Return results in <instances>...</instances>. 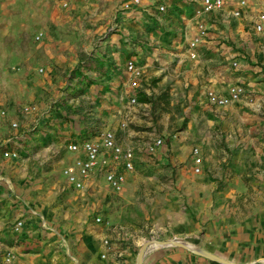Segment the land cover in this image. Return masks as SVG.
<instances>
[{"label":"crops","instance_id":"0c3cea01","mask_svg":"<svg viewBox=\"0 0 264 264\" xmlns=\"http://www.w3.org/2000/svg\"><path fill=\"white\" fill-rule=\"evenodd\" d=\"M126 2L131 4L128 9L123 8ZM236 2L228 0L223 10L203 15L209 34L193 50L190 43L198 33L194 14L200 0H141L139 4L116 0V5L125 11L118 17L124 28L119 29L121 34H113L101 43L98 51L103 62L101 70L79 73L88 74L94 84L85 85L80 93L77 90L84 88L82 83L72 84L75 93L68 99L72 106L68 121L63 118L64 114L51 111L37 122L33 127L37 130L32 132L25 126L27 115L21 120L22 127L9 138L0 136V235L17 254L12 264H139L142 244L150 238L142 235L143 230L137 223L111 221L104 210L89 221L93 207L87 209L88 213L80 214L71 208L78 197L89 199L88 194L93 196V191L102 193L104 189L121 193L126 190L134 181L132 174L139 165V155L136 152L135 169L126 173L121 191H115L104 176L96 173L83 189H75L67 182L63 170L81 153L70 152L66 142L72 136V142L96 140L108 129L115 130L117 136L118 131H126L122 124L137 122L139 108L150 105L139 100L140 94L150 98L157 91L148 83L149 79L160 76L165 86H171V93L187 102L186 116L189 117V127L179 134L185 139L184 143H179V136H171L165 148L175 161H181L188 159L192 146L199 147L203 165L189 184L188 194L194 191L189 197L197 210L195 216L177 213L178 220L173 224H163L156 229L163 234L165 243L170 241H166L170 237L167 235L172 232L188 235L190 239L195 234L197 237L193 241L183 238L185 248L169 243L152 244L144 252L141 264H221L193 253V246L235 264H264V205L250 210L256 197L237 191L240 182L237 179H231V192L228 189L227 197L215 192L218 184L215 173L230 183L223 175L245 167L246 158L242 154L236 157V150L249 147V139L257 135L252 128L264 120V28L256 29L258 16L264 13V0H250L241 17L232 14ZM161 3L166 5L163 12L158 9ZM136 38L143 42L145 52L140 45L131 43ZM192 51L196 52V57H192ZM128 53L133 55L128 58L135 57L144 72L135 105L131 104L135 92L126 69L128 58L122 59ZM234 61L238 62L236 66ZM83 63L84 67L89 65V62ZM233 85L242 86L241 100L225 106L210 103L208 90L227 95ZM37 101L39 113H45L48 105L41 99ZM26 105L29 104L23 107ZM10 120L19 124L16 117ZM149 142L143 143L146 152ZM6 149L18 151L20 156L5 157ZM38 150L44 155L40 157L42 162L61 153L65 156L57 162L54 160L53 168L48 170L32 163L31 157L27 158ZM190 160L195 167L194 159ZM57 164L63 178L60 183L48 178ZM220 169L225 170L217 171ZM32 186H38V192L43 193L30 190ZM45 189L52 192L48 194ZM229 199L231 213H226L224 202ZM261 199L264 204V197ZM59 200L66 201L67 210H62ZM96 216H102L105 222L97 223ZM19 220L24 222V227L16 234L8 224L13 222L14 225ZM78 229L85 232L83 247H79L81 252H76L73 245ZM107 239L108 245L104 242ZM0 264H8L2 251Z\"/></svg>","mask_w":264,"mask_h":264},{"label":"rangeland","instance_id":"374dc122","mask_svg":"<svg viewBox=\"0 0 264 264\" xmlns=\"http://www.w3.org/2000/svg\"><path fill=\"white\" fill-rule=\"evenodd\" d=\"M123 12L125 11L116 5V0H90L88 2L81 0H0L1 138H9L11 133L21 126V120L27 115L25 126L32 129V132L37 130L33 129L37 122L44 116H48L51 111L64 114L63 118L66 122L68 121V112L72 107L68 99H71V95L75 93L72 84L82 83L84 88H79L78 93L86 88L85 85L94 84L93 78H88V74H91L90 71H100L103 67L98 51H100L101 43L109 36L121 34L124 25L118 22V17L121 13L123 16ZM38 33H42L40 40L36 39ZM131 43L140 45L143 51H146L139 38ZM130 55L132 53L126 54V57L122 59L125 60ZM84 61L89 62V65L84 67ZM144 62L147 63V60L145 59ZM84 71L88 74L79 75ZM148 83L157 88V91L150 97L149 107L139 108V120L129 122L125 127L126 131H123L124 129L118 131L119 140L124 145L132 144L131 146L136 148L140 157L139 165L132 174L134 181L121 193L108 192L103 189L102 193H93V191L91 193L94 194L93 196L88 194L89 199L84 200L83 196H80L74 205L71 204V208L74 209V213L80 214L93 207L89 221H93L97 212L104 210L111 221H133L142 228L143 236L147 235L149 240L162 242L163 234L157 231L158 226L173 224L178 220L177 213L195 216L197 210L189 197L194 191L191 194H188V191L191 190L189 184L193 183L197 172L190 160L194 159L193 146L188 159L181 161H175L170 151L165 148L171 136H179L189 127V117L186 116L187 102L178 94L171 93V86H165L162 76L149 79ZM144 86L147 85L144 84ZM38 99L48 105L44 110L45 113H39L38 107L37 110L31 112L33 114L22 112L25 104L37 106ZM3 110H6L5 115L2 114ZM262 114L264 116V109ZM12 117L18 118L17 127L12 126L10 120ZM252 131H255L257 135L249 139V147L236 150V157L242 154L246 158L245 167L228 171L226 176L223 175L229 179L230 183L214 172L218 180L215 192L219 195L227 197L228 189L231 192V179H237L240 181L237 191L256 197L253 203L251 202L250 210H254L255 206L264 205L261 203L263 200L261 198L264 197V120L261 125L258 124L256 128H252ZM157 137L163 139L161 147H158L154 153L146 152L143 143ZM72 138L73 136L66 143H71ZM184 140L179 136L180 144H183ZM231 142H234V138H231ZM40 150L31 152L27 158L31 157L32 163L40 164L42 168L48 170L53 168L54 160L57 162L65 156L61 153L55 158L42 162L40 157L44 155ZM234 155L235 153L232 152V156ZM54 168L57 169H53V173L48 178L60 183L63 179L60 166H54ZM221 169L217 171L225 170ZM29 189H37L35 190L37 193H43L38 192L40 191L38 186H32ZM45 190L48 194L52 192ZM71 194L74 195L70 192ZM227 201L224 202V209L226 213H231V199ZM60 204L63 207L62 210H67L68 205L65 200L60 201ZM12 223L8 224L10 228L13 226ZM83 236L85 232L81 229L74 234L75 243L73 245L76 247V252H81L79 247H83L81 245ZM167 236H170L166 240H170L168 245L181 244L184 248L186 246L183 244L185 241L183 238L190 241L197 237L195 234L190 239L188 235H177L173 232ZM156 245L159 244L156 243ZM196 252L198 251H193L214 263L235 264L209 251H207L208 254L202 253L203 255Z\"/></svg>","mask_w":264,"mask_h":264},{"label":"built area","instance_id":"2783aa9c","mask_svg":"<svg viewBox=\"0 0 264 264\" xmlns=\"http://www.w3.org/2000/svg\"><path fill=\"white\" fill-rule=\"evenodd\" d=\"M88 2L90 0H81ZM154 2H160V0H152ZM228 0H200L199 5L195 9L194 16L197 18V30L196 37L191 41L190 46L194 50L199 43L209 34V29L206 23L202 20L205 13H210L216 10H223ZM250 0H237L236 6L233 9L234 17H241L243 10L247 7ZM141 0H132V3L139 4ZM124 9L130 8L131 4L126 2L123 4ZM160 11L166 10V5L161 3L158 6ZM264 28V13H260L258 16V22L256 29L262 31ZM42 33L36 35V39L40 40ZM192 57H196V52L192 51ZM237 61L233 62L236 66ZM126 69L129 75L130 85L134 90V95L131 96V104L138 103V89L141 87L144 77L143 68L135 57H130L126 62ZM244 90L240 85H233L227 95L217 93L213 90L207 91V98L210 103L214 105L225 106L233 102L241 100ZM37 110L36 105H26L22 108L23 113H31ZM2 114H6V110L2 111ZM19 124L17 121L12 122L13 127H17ZM128 125L124 122L122 126L125 128ZM163 143L161 137H157L154 140L147 143V151L154 153L158 147ZM68 150L72 153L78 154V156L72 164L67 165L64 168L63 173L67 179V182L75 189H83L86 186V182L91 176L96 173L97 175L104 176L109 185L115 191H121L126 183L127 172L135 169L136 160V148L131 145H124L119 140L117 133L113 129H108L102 132L100 137L96 140L87 139L82 142H71L68 145ZM5 157L18 158L20 156L18 151L6 149L3 151ZM193 156L195 161V171L197 173L202 171L203 156L201 155L200 148H193ZM97 223L105 222L102 216H96ZM24 227L22 220L17 221L13 225V231L16 234H20ZM106 245L109 244V240L104 241ZM0 251L4 252L5 261L8 264H12L17 254L13 247L8 246L4 238L0 235Z\"/></svg>","mask_w":264,"mask_h":264},{"label":"bare ground","instance_id":"6f19581e","mask_svg":"<svg viewBox=\"0 0 264 264\" xmlns=\"http://www.w3.org/2000/svg\"><path fill=\"white\" fill-rule=\"evenodd\" d=\"M175 240H178V239H175ZM150 241H153V240H150ZM150 241H147V242H144L143 244H142V247H141V251H140V253L138 254V262H139V264H141L142 263V260H143V257H144V252L152 245V244H155V243H158V244H166V243H169V242H157V241H153V242H150ZM146 244H148V246L146 247ZM179 244V243H178ZM179 245H181V244H179ZM182 246V245H181ZM146 248V249H145ZM193 249L195 250V251H198V252H200V253H205V254H208V252L207 251H204V250H202L201 248H197V247H194L193 246ZM215 256V255H214Z\"/></svg>","mask_w":264,"mask_h":264},{"label":"trees","instance_id":"16d2710c","mask_svg":"<svg viewBox=\"0 0 264 264\" xmlns=\"http://www.w3.org/2000/svg\"><path fill=\"white\" fill-rule=\"evenodd\" d=\"M141 102H151V99L144 93H141L139 96Z\"/></svg>","mask_w":264,"mask_h":264},{"label":"water","instance_id":"95a60500","mask_svg":"<svg viewBox=\"0 0 264 264\" xmlns=\"http://www.w3.org/2000/svg\"><path fill=\"white\" fill-rule=\"evenodd\" d=\"M150 242H153V241H150ZM148 246V244H146V247ZM146 249V248H145Z\"/></svg>","mask_w":264,"mask_h":264}]
</instances>
